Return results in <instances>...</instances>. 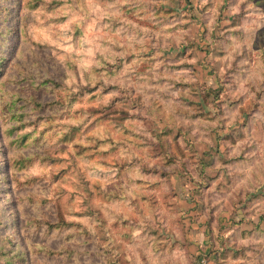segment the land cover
Returning <instances> with one entry per match:
<instances>
[{
    "label": "rangeland",
    "instance_id": "374dc122",
    "mask_svg": "<svg viewBox=\"0 0 264 264\" xmlns=\"http://www.w3.org/2000/svg\"><path fill=\"white\" fill-rule=\"evenodd\" d=\"M182 212L264 264V0H0V264H198Z\"/></svg>",
    "mask_w": 264,
    "mask_h": 264
},
{
    "label": "crops",
    "instance_id": "0c3cea01",
    "mask_svg": "<svg viewBox=\"0 0 264 264\" xmlns=\"http://www.w3.org/2000/svg\"><path fill=\"white\" fill-rule=\"evenodd\" d=\"M176 204L178 205V208L182 211L185 207L188 206V200L177 198L176 199ZM184 206V207H183ZM182 217V220H180L184 223L185 225V233L186 235L184 236L183 242L186 245V248L189 250V252L194 255L198 256L200 255L202 257H207L209 247L206 245V236H205V228L202 224V219H193L190 214L184 215L183 212L180 215ZM200 220V221H199ZM199 257V256H198ZM211 260H213L215 257L210 256L209 257Z\"/></svg>",
    "mask_w": 264,
    "mask_h": 264
},
{
    "label": "trees",
    "instance_id": "16d2710c",
    "mask_svg": "<svg viewBox=\"0 0 264 264\" xmlns=\"http://www.w3.org/2000/svg\"><path fill=\"white\" fill-rule=\"evenodd\" d=\"M87 89H88L87 87H83L82 89H80L81 93H79V94L80 95L84 94ZM75 101L76 100L74 98V102ZM152 184H154V186L157 185V187L159 186V184L157 182H153ZM111 199H113V200L117 199L116 201H120V200L124 201V199H122L121 196L120 197L119 196H116V197L111 196ZM117 220H118V222L120 224V228L122 227V229L127 227L126 226L127 223L129 224L130 222H132L131 225H130V227L132 228V233L131 234H132V237H133L131 242L136 243L134 234H135L136 229H138V226L135 224V220L132 221L130 219H124L123 215L118 216ZM70 225L72 226V224H69V223H66V222H61V223H56V224H49V227L51 229H54V228L69 227ZM148 225H149V222H148ZM146 230H147L148 235H151V231H152L151 230V225H149L146 228ZM11 255H12V253H10V251H8L4 245L0 246V259H9V257ZM14 257H16L18 259V262H19L18 264H29L28 263V259H27L26 256H24V254H21V253L17 252ZM12 259L9 260L8 264H15V263L12 262ZM119 261L120 260H117V263H116V261L112 262V264H120Z\"/></svg>",
    "mask_w": 264,
    "mask_h": 264
},
{
    "label": "built area",
    "instance_id": "2783aa9c",
    "mask_svg": "<svg viewBox=\"0 0 264 264\" xmlns=\"http://www.w3.org/2000/svg\"><path fill=\"white\" fill-rule=\"evenodd\" d=\"M198 264H212V263L207 259V257H202L198 262Z\"/></svg>",
    "mask_w": 264,
    "mask_h": 264
}]
</instances>
